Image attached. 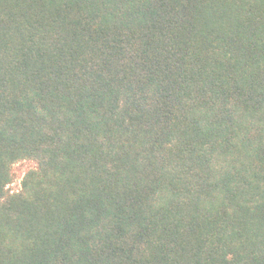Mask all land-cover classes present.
<instances>
[{
	"label": "trees",
	"instance_id": "obj_1",
	"mask_svg": "<svg viewBox=\"0 0 264 264\" xmlns=\"http://www.w3.org/2000/svg\"><path fill=\"white\" fill-rule=\"evenodd\" d=\"M0 264H264V0H0Z\"/></svg>",
	"mask_w": 264,
	"mask_h": 264
},
{
	"label": "rangeland",
	"instance_id": "obj_2",
	"mask_svg": "<svg viewBox=\"0 0 264 264\" xmlns=\"http://www.w3.org/2000/svg\"><path fill=\"white\" fill-rule=\"evenodd\" d=\"M34 167V163L29 160H21L13 164L12 170H13V180L8 185V189L10 191H17L20 188V181L24 175V173Z\"/></svg>",
	"mask_w": 264,
	"mask_h": 264
}]
</instances>
